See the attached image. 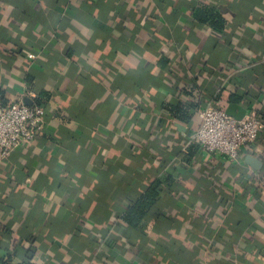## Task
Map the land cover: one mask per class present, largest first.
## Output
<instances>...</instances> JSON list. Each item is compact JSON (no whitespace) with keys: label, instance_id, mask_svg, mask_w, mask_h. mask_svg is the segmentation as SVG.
Returning <instances> with one entry per match:
<instances>
[{"label":"crops","instance_id":"obj_1","mask_svg":"<svg viewBox=\"0 0 264 264\" xmlns=\"http://www.w3.org/2000/svg\"><path fill=\"white\" fill-rule=\"evenodd\" d=\"M227 1L0 0V104L48 94L33 140L0 157L1 258L23 259L13 254L23 245L37 264H264V122L231 161L163 106L181 99L197 114L237 91L254 98L242 100L248 111L264 110V0L226 14L221 33L191 14ZM126 173L134 188L145 173L176 182L135 242L117 219L124 197L111 201ZM202 178L216 188L190 200L183 188ZM158 240L169 248L155 255Z\"/></svg>","mask_w":264,"mask_h":264},{"label":"trees","instance_id":"obj_2","mask_svg":"<svg viewBox=\"0 0 264 264\" xmlns=\"http://www.w3.org/2000/svg\"><path fill=\"white\" fill-rule=\"evenodd\" d=\"M252 6H254V1L252 0H240L239 2L236 0H228L224 4L219 3L218 5L213 6L202 3L194 6L192 8L191 14L198 23L207 24L211 31L215 33H221L226 32L227 28L229 27V20L227 19L226 14L229 13L233 17H240L241 15L248 14L252 10ZM258 73V75L264 77V71H258ZM47 95L48 94L44 90H40L32 105L45 108V102L43 101V98ZM244 97H249L251 100H254V98L250 95V92L246 93L236 91L233 93H228L224 99L219 95L214 96L212 99V104L224 109L218 104L219 100H224L227 105L231 103L238 104L247 109V106L243 105L242 100ZM163 106L168 112L169 116H171L176 121L187 125L189 129H191L193 126L194 128L198 126L199 119L197 114L194 113L198 107L197 105L180 99L177 102L164 103ZM71 112H73V110ZM255 112L261 123L264 122V110L260 113L257 111ZM188 146V154L191 156L196 151L197 145L191 143ZM69 174L74 176V173ZM82 179H85L84 176H82ZM263 179L264 178H259V180H257V184L264 189ZM136 180V188L129 186L130 180L127 173L122 179L119 180V185L114 181L119 189L118 193H114L111 197V201L115 202V204L120 202L121 198L124 197L125 203L124 206L121 207V210H117V219L123 228L130 232V241L132 240L134 242L138 240L141 235L146 236V233H143V230L145 229L148 219H154L157 222L161 220V217L163 216V209L166 204L164 198L170 196L176 185V182L174 181L175 179L173 178V173H166V176L163 178H161L157 173H145L139 176ZM216 181L217 180L215 179L202 178V186L197 191L183 188V193H185V196H187L190 200L203 196L208 201L211 197L210 193L213 191L212 189L216 188ZM246 182L247 180L245 183ZM256 196L258 195L256 194L255 197ZM87 202L88 200L84 199L80 203L86 204ZM200 227L201 230L199 231V234L200 232H204L202 225ZM168 248L169 247L167 244L162 243L161 241L155 242L153 252L155 255H158V253L163 254ZM30 252L31 250L21 245L18 248V251L13 252V254L17 255L18 253L19 255L23 256V259L11 263L12 255L6 258L0 257V264H37V262L30 260Z\"/></svg>","mask_w":264,"mask_h":264},{"label":"built area","instance_id":"obj_3","mask_svg":"<svg viewBox=\"0 0 264 264\" xmlns=\"http://www.w3.org/2000/svg\"><path fill=\"white\" fill-rule=\"evenodd\" d=\"M44 108L15 103L0 104V157H6L19 145L35 137L43 121ZM199 124L192 137L207 153H217L235 161L240 149L258 136L262 123L254 110L241 119L228 115L224 109L207 104L197 113Z\"/></svg>","mask_w":264,"mask_h":264},{"label":"water","instance_id":"obj_4","mask_svg":"<svg viewBox=\"0 0 264 264\" xmlns=\"http://www.w3.org/2000/svg\"><path fill=\"white\" fill-rule=\"evenodd\" d=\"M25 103L28 104V102H25ZM224 110L228 115L233 116L236 119H241L247 112L246 108L242 107L241 105L232 104V103L228 104ZM176 125L179 128V130L181 131L185 130L184 126L178 123ZM246 162L254 168H257L261 163L259 159L251 155L246 156Z\"/></svg>","mask_w":264,"mask_h":264}]
</instances>
